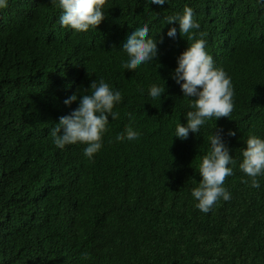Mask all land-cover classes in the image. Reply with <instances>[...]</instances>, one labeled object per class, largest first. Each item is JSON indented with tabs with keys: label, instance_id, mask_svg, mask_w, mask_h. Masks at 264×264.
<instances>
[{
	"label": "trees",
	"instance_id": "1",
	"mask_svg": "<svg viewBox=\"0 0 264 264\" xmlns=\"http://www.w3.org/2000/svg\"><path fill=\"white\" fill-rule=\"evenodd\" d=\"M185 6L193 9L200 24L197 38L199 32L205 33L207 52L231 77L234 103L252 95L258 103L264 98V79L259 78H264V69L256 74L258 80L248 81L239 66L248 54L264 62V37L258 44L250 41L252 30L258 26L250 28V20L264 12V0H169L163 6L148 0H106L105 18L95 30L78 33L64 29L62 35L57 34L62 10L51 0H8L7 7L0 9V61L6 57L5 63L14 68L12 74H18L17 63L30 56L35 63L50 62L60 76L56 84L49 85L47 81L23 83L25 77L16 75L5 102L0 94V143L5 140L10 164L9 173L0 179V264H199L207 256H212L215 264H264V176L258 177L259 189L241 182L247 179L239 170L246 144L239 142L237 135H228L234 132L228 129L251 110L234 108L227 119L206 121L199 133L190 132L186 140H180L174 137L176 124H186V113L194 109L191 98L174 90L180 86L172 73L152 71L147 78L142 65L131 71L122 67V61L127 60L122 46L128 35L146 24L149 37L157 43L171 27L177 28L179 36V25L166 24L164 17L182 14ZM179 40L191 42L184 36ZM79 49L91 63L102 65L107 83L121 92L122 101L113 109L119 113L118 119L109 117L101 150L77 168L83 162L78 163V155L84 154L85 145L77 143L60 150L53 143L51 128L59 123V117L78 107L82 90L93 81L88 68L91 63L78 56ZM18 51L28 54H12ZM152 84L174 90V94L154 100L148 94ZM47 89H56L62 96L53 103L35 104L23 117L14 115L19 98L29 104L30 98H36V93L40 97ZM74 93L77 101L66 106L64 100ZM177 103L182 105L181 111H172L174 118L166 122V111ZM27 118L33 127L17 124ZM129 126L140 133V138L116 141V135ZM217 129H222L223 141L235 161L230 165L234 174L224 184L238 198L233 219L244 212L226 222L228 231L212 227L214 232L208 234L205 227L199 231L202 212L195 208L191 196L200 180L198 166L182 150H191L196 157L206 155L208 137ZM250 129L264 139V118ZM67 153L71 160L63 158ZM100 158H107V164L101 167ZM91 170L112 195L102 204L108 210L102 214L105 218H96L88 226L78 225L70 217L73 203L66 199V185L59 178L74 172L81 175L86 171L87 175ZM247 190L253 198L243 196ZM76 197L72 191L69 198ZM177 198L180 203L174 205ZM221 204L222 199L215 206ZM168 205L171 207H161ZM180 207L182 215L176 221L179 232L173 224L176 240L163 250L153 235L149 242L159 248V256L141 260L139 245L147 232L145 217L154 213L164 216ZM84 253L88 259L82 258Z\"/></svg>",
	"mask_w": 264,
	"mask_h": 264
},
{
	"label": "clouds",
	"instance_id": "2",
	"mask_svg": "<svg viewBox=\"0 0 264 264\" xmlns=\"http://www.w3.org/2000/svg\"><path fill=\"white\" fill-rule=\"evenodd\" d=\"M166 1L169 0H148L149 3L156 6H163ZM105 2L106 0H51V3L58 4V7L62 10V14L59 16L61 28L57 30V34L62 35L64 29H71L78 33L88 32L90 29L95 30L105 18L103 11ZM7 4L8 0H0V9L6 8ZM20 7L26 8L25 6ZM260 14L264 16V12ZM260 14H256L250 20V28L254 24L258 25L255 29H251L253 35H251L250 40L257 44L264 37V35L260 37L264 33V22L261 18H258ZM164 21L169 25L178 24L179 36H184L187 41L191 42L179 40L177 28L171 27L164 34L163 40L157 43L155 39L149 37L148 25H141L127 36L126 43L122 46L123 52L127 55V60L122 61V67L131 71L142 65V68H146L144 74L147 78L152 71L172 73L175 83L180 86V89L174 90L177 92L181 90L184 97L191 98L190 107L194 109L186 113V124H181L180 122L176 124L174 137L177 139L186 140L190 132L199 133L206 121H217L221 118L227 119L231 116L234 108L243 107L240 110H251L246 117L237 120L236 126L228 129L234 131H229L228 135H237L239 142L246 144V148L242 151V161L239 163V170L247 179H242L241 182L248 184L251 188L259 189L258 177L264 176V139L254 135L250 128L251 124L264 118L262 112L264 110V98H261L256 103L253 99L254 95H252L242 100L237 99L238 102L234 103V88L231 83V77L228 76L222 67H218L215 64L213 57L207 52V42L203 38L205 33L199 32L200 38H197V30L200 29V24L194 19L191 7L185 6L182 14L166 16ZM167 38H172L173 44L168 50L162 47L166 43ZM19 53L27 54L24 51L12 54L18 55ZM78 53L81 59H86L90 62L89 58L81 55L80 49ZM5 59L7 58L5 57L0 61V94L5 98L4 102L9 93L11 80H14L16 75L25 77L23 83L27 82L30 84L47 81V84L54 85L60 78L57 74L59 70L48 61L34 62L31 66H37L38 64L40 66L29 70H26V67L20 69L18 74H12L14 68L7 65ZM150 61L152 62L149 63ZM260 67L264 68V62L254 55L248 54L240 64L239 70L246 80L251 81L257 77L256 74ZM88 68L90 69L89 72L93 73V81L88 89L82 90L83 94L80 95L78 107L69 115L59 117V123L51 128V137L55 147L60 150H63L68 145L77 143L85 145L84 156L91 160L103 146V138L108 131L109 117L112 120L119 117V113L114 112L113 109L115 105L122 101V94L107 83V76L104 71L103 74H100L98 68H102V65L91 63ZM255 80H258V78ZM171 91H166L165 86L161 87L157 84H152L148 94L155 100L160 99L161 96L174 94ZM48 93H52V95ZM60 96H62V93L60 95L56 89H47L40 97L30 98V103H26L22 107L19 104L26 102L27 99L21 100L19 98L18 107L14 111V115L23 117L35 104L43 101L53 103ZM76 101L77 94L74 93L64 100V104L70 106ZM181 108L182 105L177 103L174 109L169 110L173 114L172 111L180 112ZM21 110L23 111L21 112ZM129 117L131 118V114H129ZM17 124L21 127L34 126L30 118L21 119L17 121ZM221 133L222 129H217L208 137L210 149L206 155L196 157L191 150H182L193 161L194 165L198 166L200 180L198 186L192 189L191 196L196 201L195 208L202 212L199 231L202 232L205 227L208 234L214 232L211 229V224L216 216L223 218L225 222H230L238 206L236 194L229 190V187H224L227 178L234 174L230 165H233L235 161L229 154V149L224 143ZM139 138L140 133L130 126L126 127L122 133L117 134L115 137L116 141L119 142H124L125 140L131 142ZM4 141L0 143V165H6L8 162ZM4 157L5 160L2 163ZM101 158L99 159V165L102 167L107 164V158ZM181 158L183 159V157ZM200 159L201 161H199ZM5 173L6 170L3 169L0 179ZM79 177L80 175H76V178ZM62 179L59 178L60 181ZM100 183H102V180L99 175L94 170H91L90 174L84 175L81 180H76L72 184L71 191H74L77 197L68 199L73 203L69 213L76 224L88 226L96 218L98 220L105 218L102 214L108 210L102 204L105 205L110 201L108 197L112 195V192L108 186ZM243 196L245 198H253L248 190L246 195ZM221 199L222 204L215 206ZM230 201L232 202L231 204L229 203ZM178 203L180 201L177 198L174 205ZM161 207L167 208L171 206ZM243 212H238L233 221ZM180 215H182V207L175 210L172 208L164 216L154 213L145 217L144 224L147 232L140 241L139 249L140 252L145 249L148 250V252L144 251L147 261L159 256V248L153 246L149 242V238L155 235L157 244L163 250H167L169 245L176 240L172 230L173 224L178 228L176 220ZM176 255L177 258L181 256L180 253ZM252 256L255 255L253 254ZM82 258L88 259L89 257L84 253ZM261 258L264 259V252L261 253ZM201 260H206L205 264H215L212 256L204 257Z\"/></svg>",
	"mask_w": 264,
	"mask_h": 264
},
{
	"label": "bare ground",
	"instance_id": "3",
	"mask_svg": "<svg viewBox=\"0 0 264 264\" xmlns=\"http://www.w3.org/2000/svg\"><path fill=\"white\" fill-rule=\"evenodd\" d=\"M258 18H261V16L260 17H258ZM257 18V19H258ZM155 29V28H154ZM153 29V30H154ZM264 35V33H262L261 35H260V37L261 36H263ZM171 39L172 38H167V41H166V43L162 46L163 48H165L166 50H168L169 48H171L172 47V41H171ZM28 54V53H27ZM26 54V55H27ZM90 57V56H89ZM35 62V60L34 59H32L30 56H26L22 61H20V62H18L17 63V66L20 68V69H24V68H26L27 67V69L26 70H29L30 68H38L39 66H40V64H38L37 66H31L32 65V63H34ZM99 70H100V74H103V68H98ZM263 69L264 68H262V67H260L259 68V70H258V75H259V73L261 72V71H263ZM259 78L260 79H264V78H262V77H260L259 76ZM49 95L51 94L52 95V93H48ZM68 95V94H67ZM66 95V96H67ZM35 96L37 97V93L35 94ZM29 101V100H28ZM41 103H50V101H43V102H41ZM26 104V102H24V103H20L19 105L22 107L23 105H25ZM23 110H21V112H22ZM174 117H173V115L171 114V111H166V115H165V120H166V122H170L172 119H173ZM262 119V118H261ZM238 127H240V125H238ZM77 147L79 148V145H77ZM68 156H70L69 155V153H67V157H63L66 161L67 160H71L70 158H68ZM4 160H5V157L3 158V160H2V163H4ZM83 161L82 162V164L80 163V164H77L78 166H77V168L78 167H80V166H83L86 162H89L90 160L87 158V157H85L84 156V154H82V153H79V155H78V163L80 162V161ZM65 161V162H66ZM70 163V162H69ZM3 169L4 170H6V172L7 173H9V171H10V164H6V165H0V175H1V173L3 172ZM86 174V171H84L81 175H80V177L79 178H76V174H75V172H74V174H72L71 176H70V174H68L65 178H63L64 180V184L66 185V188H65V195H66V199L68 200L69 199V197H70V195H71V193H72V191H71V186H72V184L76 181V180H81L82 178H83V176ZM1 177V176H0ZM62 177V176H61ZM68 178V179H67ZM67 179V180H66ZM178 219H180V218H177V220ZM195 218L193 217V222L194 221H196V220H194ZM176 220V221H177ZM67 222V221H66ZM192 227H191V230H190V233L193 235V225H191ZM175 230H172V233L174 232ZM176 231L177 232H179V229L176 227ZM144 251H147L148 252V250L147 249H145ZM144 251H141V252H139L141 255H142V259L141 260H146L147 261V258L144 256ZM198 257V255H196L195 256V258H194V260L196 259ZM202 263H206V261L205 262H201V263H199V264H202Z\"/></svg>",
	"mask_w": 264,
	"mask_h": 264
},
{
	"label": "rangeland",
	"instance_id": "4",
	"mask_svg": "<svg viewBox=\"0 0 264 264\" xmlns=\"http://www.w3.org/2000/svg\"><path fill=\"white\" fill-rule=\"evenodd\" d=\"M110 176V175H109ZM212 227H215L217 229H223L224 231H228V226L227 223L225 222V220L219 216H216L211 224ZM217 238H219L217 236Z\"/></svg>",
	"mask_w": 264,
	"mask_h": 264
}]
</instances>
